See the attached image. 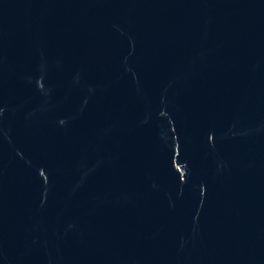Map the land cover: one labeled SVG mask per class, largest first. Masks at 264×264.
<instances>
[{"label": "water", "instance_id": "95a60500", "mask_svg": "<svg viewBox=\"0 0 264 264\" xmlns=\"http://www.w3.org/2000/svg\"><path fill=\"white\" fill-rule=\"evenodd\" d=\"M0 264H264V0H0Z\"/></svg>", "mask_w": 264, "mask_h": 264}]
</instances>
